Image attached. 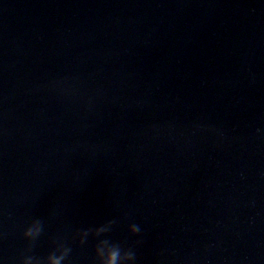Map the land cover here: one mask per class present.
Here are the masks:
<instances>
[{
    "label": "water",
    "instance_id": "95a60500",
    "mask_svg": "<svg viewBox=\"0 0 264 264\" xmlns=\"http://www.w3.org/2000/svg\"><path fill=\"white\" fill-rule=\"evenodd\" d=\"M104 238L264 264V0H0V264Z\"/></svg>",
    "mask_w": 264,
    "mask_h": 264
},
{
    "label": "clouds",
    "instance_id": "9594fccd",
    "mask_svg": "<svg viewBox=\"0 0 264 264\" xmlns=\"http://www.w3.org/2000/svg\"><path fill=\"white\" fill-rule=\"evenodd\" d=\"M259 131V130H258ZM116 223L115 220L108 221L107 223L96 227L95 229L89 228L79 231L77 235L80 237L79 243L83 245L89 235L94 238H100L106 236L112 229V226ZM43 221L40 219L33 220L29 226L25 229L23 236L29 241L28 252H31L34 246V242L43 233ZM130 233L132 235H139L141 229L137 224H131L129 226ZM140 241H137V244ZM71 253V248L68 247L63 241H57L56 246L47 257H36L27 255L23 258L22 264H64ZM96 264H136V253L132 248H124L120 243L112 242L110 239H98L95 247Z\"/></svg>",
    "mask_w": 264,
    "mask_h": 264
}]
</instances>
